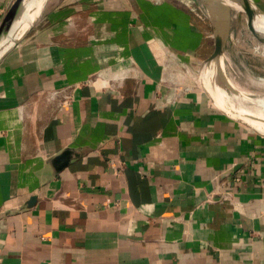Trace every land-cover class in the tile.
I'll use <instances>...</instances> for the list:
<instances>
[{
	"label": "crops",
	"instance_id": "1",
	"mask_svg": "<svg viewBox=\"0 0 264 264\" xmlns=\"http://www.w3.org/2000/svg\"><path fill=\"white\" fill-rule=\"evenodd\" d=\"M197 7L46 0L0 61V264H264V132L203 85Z\"/></svg>",
	"mask_w": 264,
	"mask_h": 264
},
{
	"label": "rangeland",
	"instance_id": "2",
	"mask_svg": "<svg viewBox=\"0 0 264 264\" xmlns=\"http://www.w3.org/2000/svg\"><path fill=\"white\" fill-rule=\"evenodd\" d=\"M179 3H188L190 7L198 9L207 14L206 9L199 0H183ZM229 30L224 45V54L231 61V76L230 78L223 68L214 67V64L208 66L207 72L204 73L203 79L207 88L213 91V85L222 99L221 89L228 97L229 104L234 108L238 105L254 104V100L259 95L264 94V82L256 81L252 76L260 77L264 80V21L261 18H241L239 22H235L234 14L236 10L229 11ZM246 15V14H244ZM232 79V80H230ZM237 81L239 87H236ZM234 83V84H233ZM241 88V89H240ZM225 100V99H224ZM251 119L256 126L264 128V113L259 112L257 115L245 113L243 115ZM260 124V125H259Z\"/></svg>",
	"mask_w": 264,
	"mask_h": 264
},
{
	"label": "water",
	"instance_id": "3",
	"mask_svg": "<svg viewBox=\"0 0 264 264\" xmlns=\"http://www.w3.org/2000/svg\"><path fill=\"white\" fill-rule=\"evenodd\" d=\"M207 11L213 29V50L211 54L204 59L201 66V76L207 72L208 66L214 64L219 69L220 58L224 54V45L226 42L229 28V11L236 10V20L239 22L242 13L249 18L264 17L257 6L245 0H199ZM46 0H15L0 24V61L10 52L15 45L30 31L36 23ZM207 92L211 94L213 100L218 107L228 116L254 128L258 132H264L262 128L255 126L247 117L237 112V109L222 99L217 93L214 85L213 91L209 90L206 85Z\"/></svg>",
	"mask_w": 264,
	"mask_h": 264
},
{
	"label": "bare ground",
	"instance_id": "4",
	"mask_svg": "<svg viewBox=\"0 0 264 264\" xmlns=\"http://www.w3.org/2000/svg\"><path fill=\"white\" fill-rule=\"evenodd\" d=\"M261 19L264 21V17H261ZM263 51H264V47H263ZM219 63H220V68H223V70L226 72V74L230 78H232L233 76H231V75H233V74H232V70L230 69L231 68L230 67L231 66V61H230L229 57H227L226 55H223L220 58ZM235 77L236 76H234L233 79ZM251 78H253L254 80L259 81V82L260 81H263L264 82V80H262L260 77H257V76H252ZM201 79H203V76L201 77ZM230 80H232V79H230ZM201 82L203 84V80ZM237 83L238 82L235 81L236 87H239V85ZM203 85H206V84L204 83ZM220 93H221V95L223 97H225L224 99L227 102H229V100L226 99L228 96L224 94V92L222 91V89H221ZM237 112L238 113H241L242 115H245V113H251V114H255V115H257L259 112H263L264 113V94L263 95H259L258 94V97H256L255 100H254V104L251 103L250 105H243L242 103H240L238 105ZM247 119L254 124V122L251 119H249V118H247Z\"/></svg>",
	"mask_w": 264,
	"mask_h": 264
}]
</instances>
